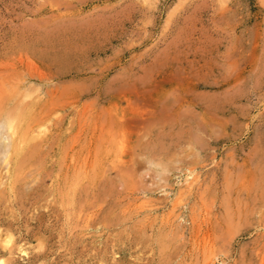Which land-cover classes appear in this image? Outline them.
<instances>
[{"label":"rangeland","instance_id":"obj_1","mask_svg":"<svg viewBox=\"0 0 264 264\" xmlns=\"http://www.w3.org/2000/svg\"><path fill=\"white\" fill-rule=\"evenodd\" d=\"M6 113L0 264H264V0H0Z\"/></svg>","mask_w":264,"mask_h":264},{"label":"bare ground","instance_id":"obj_2","mask_svg":"<svg viewBox=\"0 0 264 264\" xmlns=\"http://www.w3.org/2000/svg\"><path fill=\"white\" fill-rule=\"evenodd\" d=\"M1 121H4V123L6 124L7 129H9V131H10L9 132V135L12 136V139H13V142L12 143H13V145H12V149L11 150H13L14 153H17L18 151H21L20 149L22 148L21 147L22 142H21V139H20L21 137L19 136V134H21V127H20L19 122L17 121V118L15 116L11 115L10 113H6V114H3L0 117V122ZM22 130H23V128H22ZM32 130L33 131H32V134L30 136L31 139H34V138L40 136L45 131V130L42 129V127H38L35 130L34 129H32Z\"/></svg>","mask_w":264,"mask_h":264},{"label":"clouds","instance_id":"obj_3","mask_svg":"<svg viewBox=\"0 0 264 264\" xmlns=\"http://www.w3.org/2000/svg\"><path fill=\"white\" fill-rule=\"evenodd\" d=\"M10 242V241H9Z\"/></svg>","mask_w":264,"mask_h":264}]
</instances>
